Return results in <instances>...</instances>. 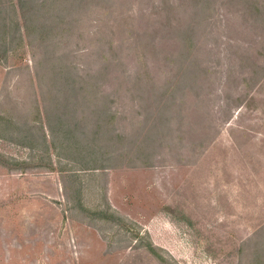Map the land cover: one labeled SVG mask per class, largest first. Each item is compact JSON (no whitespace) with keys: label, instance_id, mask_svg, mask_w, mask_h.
Instances as JSON below:
<instances>
[{"label":"rangeland","instance_id":"374dc122","mask_svg":"<svg viewBox=\"0 0 264 264\" xmlns=\"http://www.w3.org/2000/svg\"><path fill=\"white\" fill-rule=\"evenodd\" d=\"M0 264H264V0H0Z\"/></svg>","mask_w":264,"mask_h":264}]
</instances>
